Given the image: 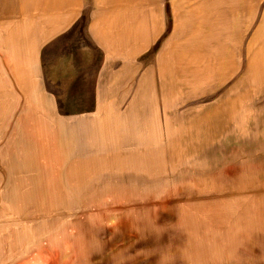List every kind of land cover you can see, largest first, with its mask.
I'll use <instances>...</instances> for the list:
<instances>
[{"label":"rangeland","instance_id":"374dc122","mask_svg":"<svg viewBox=\"0 0 264 264\" xmlns=\"http://www.w3.org/2000/svg\"><path fill=\"white\" fill-rule=\"evenodd\" d=\"M116 1L155 26L140 90L117 122L68 114L93 103L38 137L0 130V264H264V0ZM88 21L45 50L55 93L70 66L95 86ZM6 150H33L36 170Z\"/></svg>","mask_w":264,"mask_h":264},{"label":"crops","instance_id":"0c3cea01","mask_svg":"<svg viewBox=\"0 0 264 264\" xmlns=\"http://www.w3.org/2000/svg\"><path fill=\"white\" fill-rule=\"evenodd\" d=\"M32 2L39 9H34V19L30 20V0H0V130L8 132L6 136L11 138L18 137L17 133L26 139L38 137L37 133H45L46 123L56 122V117L61 116L60 108L93 103L95 112L70 111L68 114L84 116L85 121L90 118L96 119L95 122H117L116 111L124 103L126 92L140 88V60L156 42L155 26L142 25L140 7L116 0H48L47 7ZM84 13L89 18L87 34L102 58L95 86L86 83L84 74L75 73L72 77L70 66L71 76L64 80L68 86L63 94L55 93L49 89L46 79L45 50L75 28ZM88 51L83 50L76 57L79 71L84 72L93 65V56ZM109 107L112 108L107 114ZM26 141L30 146L31 142ZM5 153L8 163L14 165L10 170H36L33 150H6Z\"/></svg>","mask_w":264,"mask_h":264}]
</instances>
